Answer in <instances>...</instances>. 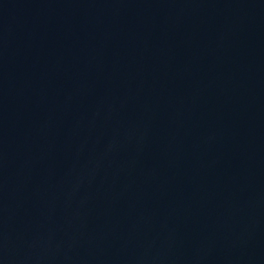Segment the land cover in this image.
Masks as SVG:
<instances>
[{
	"label": "water",
	"instance_id": "obj_1",
	"mask_svg": "<svg viewBox=\"0 0 264 264\" xmlns=\"http://www.w3.org/2000/svg\"><path fill=\"white\" fill-rule=\"evenodd\" d=\"M0 264H264V0H0Z\"/></svg>",
	"mask_w": 264,
	"mask_h": 264
}]
</instances>
